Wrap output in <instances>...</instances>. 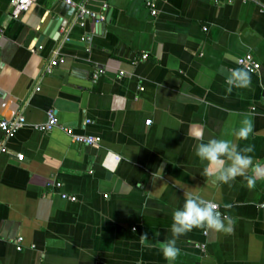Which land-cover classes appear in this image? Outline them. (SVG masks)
Masks as SVG:
<instances>
[{"label":"crops","instance_id":"0c3cea01","mask_svg":"<svg viewBox=\"0 0 264 264\" xmlns=\"http://www.w3.org/2000/svg\"><path fill=\"white\" fill-rule=\"evenodd\" d=\"M96 1L103 20L80 25L74 9L54 40V0H31L17 18L0 0V118L27 122L7 139L0 130V264H168L160 246L189 192L216 203L233 232L194 228L174 264H264V180L220 184L195 155L200 142L229 139L254 144L264 164V0H152L155 14L145 0ZM57 47L64 62L43 73ZM246 52L260 67L228 93ZM50 109L58 126L33 128ZM246 115L254 130L240 141L231 133ZM66 127L99 141L74 142ZM107 151L120 156L111 168Z\"/></svg>","mask_w":264,"mask_h":264},{"label":"clouds","instance_id":"9594fccd","mask_svg":"<svg viewBox=\"0 0 264 264\" xmlns=\"http://www.w3.org/2000/svg\"><path fill=\"white\" fill-rule=\"evenodd\" d=\"M226 91L231 93L233 88L246 89L251 86V74L248 69L237 67L230 71L226 77ZM254 122L251 115H246L238 128L231 135L240 141L248 140L253 133ZM255 151L254 144L241 147L229 139H209L196 146L195 155L206 164L205 173L213 177L215 182L228 184L237 177L246 180L247 186L253 188L257 181L264 180V164L255 162L250 155ZM162 175V168L159 169ZM251 173V174H249ZM231 204H225V209H230ZM219 206L203 199L199 194L187 193L182 207L172 214L170 231L172 238L162 243L160 252L168 264H174L181 250L176 246L180 236L191 232L194 228L204 231H214L222 234H231L233 227L226 223L219 213ZM135 231V229H133ZM148 235H140L141 245L147 244Z\"/></svg>","mask_w":264,"mask_h":264},{"label":"built area","instance_id":"2783aa9c","mask_svg":"<svg viewBox=\"0 0 264 264\" xmlns=\"http://www.w3.org/2000/svg\"><path fill=\"white\" fill-rule=\"evenodd\" d=\"M10 1L12 5L11 15L14 18H17L20 15V13L26 10L31 4V0H10ZM54 1H63L73 6L75 9V19L80 25L84 24V20L87 17L94 18L96 22L104 19L102 14L86 9L85 4L76 3L73 0H54ZM228 1H232V0H228ZM145 4L148 8L151 9V13L155 14L156 11L153 9V1L145 0ZM260 10L264 11V3L260 4ZM81 39L89 40V37L87 38L82 37ZM63 40L67 41L68 37L65 36ZM31 51H33V49H31ZM146 57H147L146 54L141 55L142 59H145ZM63 62H64V58L63 56H61L59 47L54 48L51 52V57L48 63L43 67L42 71L43 73H49L51 72L53 67ZM236 62L238 66L248 69L250 72H255L260 67L259 62L253 58V55L250 52H246L245 54L239 56ZM97 75L98 73H96V76ZM36 89H38V87ZM140 89L143 88L141 87ZM86 123H90V120H87ZM146 123H150V120H146ZM26 124H27L26 119L21 112L9 119L0 118V130L2 131L5 139L13 136L14 133L19 128H21ZM56 126H58V121L56 118V112L53 109L48 110L47 120L45 122L32 124L33 128L43 132L50 131ZM63 130L66 132V134L70 136L71 140L74 142L91 145V144H97L99 141V137L97 136H94L92 134L76 133L70 127L63 128ZM0 152H6V147L4 146V142H2L0 146ZM22 158H23V154L21 153L17 154V159L22 160ZM119 159L120 156L118 154H115L111 151H107L103 158L102 165L106 168H111L119 161ZM53 184L56 187H61L62 185L60 181H54ZM61 197L68 200H75V196L67 195L65 193H62ZM22 241H23L22 235L16 236L15 238L16 250L22 249Z\"/></svg>","mask_w":264,"mask_h":264},{"label":"water","instance_id":"95a60500","mask_svg":"<svg viewBox=\"0 0 264 264\" xmlns=\"http://www.w3.org/2000/svg\"><path fill=\"white\" fill-rule=\"evenodd\" d=\"M103 5V2L96 1V0H87L85 3V8L91 11H94L96 13H100L101 7ZM50 11L58 14L59 16H56L52 21L50 22V27L52 29L56 27V30L53 34L49 35L52 39L57 40L60 35V28L65 27L70 20L73 12L74 7L71 6L68 3H65L63 1H54L53 5L50 7ZM50 29V28H49ZM48 32H43L39 35V38L37 40L38 43L41 42L44 35H47ZM106 176H110V173L107 172Z\"/></svg>","mask_w":264,"mask_h":264}]
</instances>
